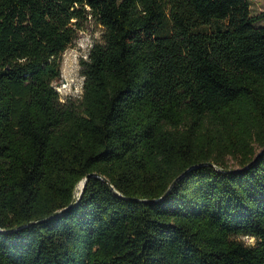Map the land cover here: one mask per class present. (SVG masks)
<instances>
[{
  "label": "trees",
  "instance_id": "obj_1",
  "mask_svg": "<svg viewBox=\"0 0 264 264\" xmlns=\"http://www.w3.org/2000/svg\"><path fill=\"white\" fill-rule=\"evenodd\" d=\"M262 20L251 0H0V264H264Z\"/></svg>",
  "mask_w": 264,
  "mask_h": 264
},
{
  "label": "rangeland",
  "instance_id": "obj_2",
  "mask_svg": "<svg viewBox=\"0 0 264 264\" xmlns=\"http://www.w3.org/2000/svg\"><path fill=\"white\" fill-rule=\"evenodd\" d=\"M252 14H258L264 11V0H251ZM258 25H264V20ZM104 29L101 24L90 20L84 30L78 33L77 39L62 55L61 75L54 86L61 95V100L67 98L79 99L84 92L85 77L82 73L81 59L88 56L90 48L98 42L102 41ZM257 149L259 147L257 146ZM232 168L239 167L237 158H228ZM246 244H254L255 240L248 237H240Z\"/></svg>",
  "mask_w": 264,
  "mask_h": 264
},
{
  "label": "water",
  "instance_id": "obj_3",
  "mask_svg": "<svg viewBox=\"0 0 264 264\" xmlns=\"http://www.w3.org/2000/svg\"><path fill=\"white\" fill-rule=\"evenodd\" d=\"M263 152H264V148H263V150L257 155V157L254 159V161H255V160H256V159H257V158H258ZM254 161H253L250 165H252V164L254 163ZM207 165L214 166L216 169H218V170H220V171H222V172H228V173H233V172H237V171L240 170L239 168H235V169H233V168H230V169H224V168L219 167V166H217L216 164L211 163V162L207 163ZM250 165H248L246 168H248ZM246 168H245V169H246ZM188 170H189V169H188ZM188 170L185 171L182 175H180V176H179V177L173 182V184L171 185V187L176 183V181H177L178 179H180L182 176H184V175L188 172ZM92 176H95V174H89V175H87V176L85 177L84 180L81 181L83 184H82V187L80 188V192H79V193H77V187H78L79 184L77 185L75 193L79 196V197H78L79 199L81 198L83 192H84L85 189H86V186H87V182H88V180H89ZM101 178H102L103 180H105L108 184H110V180H109L108 178L103 177V176H101ZM81 182H79V183H81ZM167 193H168V192H167ZM167 193H166V194H167ZM136 200H137V199H136ZM71 207H72V206H70L69 208H71ZM13 230H14V229H13ZM13 230H11V231H13ZM0 231L3 232L2 229H0Z\"/></svg>",
  "mask_w": 264,
  "mask_h": 264
},
{
  "label": "bare ground",
  "instance_id": "obj_4",
  "mask_svg": "<svg viewBox=\"0 0 264 264\" xmlns=\"http://www.w3.org/2000/svg\"><path fill=\"white\" fill-rule=\"evenodd\" d=\"M82 182L81 183H79V185H78V187H77V193H79L80 192V188L82 187Z\"/></svg>",
  "mask_w": 264,
  "mask_h": 264
}]
</instances>
